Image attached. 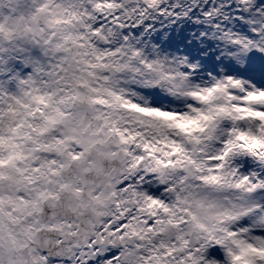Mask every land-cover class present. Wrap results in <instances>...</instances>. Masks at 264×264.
I'll return each mask as SVG.
<instances>
[{
  "label": "snow or ice",
  "instance_id": "obj_1",
  "mask_svg": "<svg viewBox=\"0 0 264 264\" xmlns=\"http://www.w3.org/2000/svg\"><path fill=\"white\" fill-rule=\"evenodd\" d=\"M0 264H264V0H0Z\"/></svg>",
  "mask_w": 264,
  "mask_h": 264
}]
</instances>
